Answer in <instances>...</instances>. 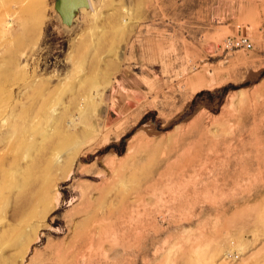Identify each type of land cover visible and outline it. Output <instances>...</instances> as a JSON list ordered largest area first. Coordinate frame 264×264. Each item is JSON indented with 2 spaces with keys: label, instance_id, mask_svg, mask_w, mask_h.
Here are the masks:
<instances>
[{
  "label": "rangeland",
  "instance_id": "rangeland-1",
  "mask_svg": "<svg viewBox=\"0 0 264 264\" xmlns=\"http://www.w3.org/2000/svg\"><path fill=\"white\" fill-rule=\"evenodd\" d=\"M0 264H264V0H0Z\"/></svg>",
  "mask_w": 264,
  "mask_h": 264
},
{
  "label": "water",
  "instance_id": "water-1",
  "mask_svg": "<svg viewBox=\"0 0 264 264\" xmlns=\"http://www.w3.org/2000/svg\"><path fill=\"white\" fill-rule=\"evenodd\" d=\"M86 3H88V0H58L62 20L64 22H70L73 17L74 8Z\"/></svg>",
  "mask_w": 264,
  "mask_h": 264
},
{
  "label": "built area",
  "instance_id": "built-area-1",
  "mask_svg": "<svg viewBox=\"0 0 264 264\" xmlns=\"http://www.w3.org/2000/svg\"><path fill=\"white\" fill-rule=\"evenodd\" d=\"M235 44L236 45H245V46L251 45L250 41H248L246 37H241V38L237 39Z\"/></svg>",
  "mask_w": 264,
  "mask_h": 264
}]
</instances>
